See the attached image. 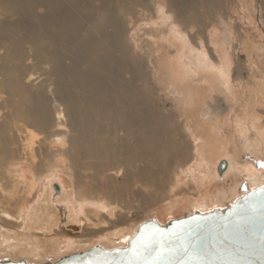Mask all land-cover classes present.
<instances>
[{
    "label": "bare ground",
    "instance_id": "6f19581e",
    "mask_svg": "<svg viewBox=\"0 0 264 264\" xmlns=\"http://www.w3.org/2000/svg\"><path fill=\"white\" fill-rule=\"evenodd\" d=\"M95 1L97 5L87 3L80 7L82 0H0V14L4 15L0 21V259L53 261L96 244L122 247L133 236L138 224L127 223L132 206L123 203L122 193L120 198L115 194L122 191L120 188L114 192L115 186H121L112 181L116 176H103L107 182L96 179L104 171L147 158L157 164L162 149L170 153L171 146L177 144L174 126L159 116L145 91V65H152L162 91L172 93L170 98L180 105L176 118L190 140L191 161L196 159L201 175L206 179L218 177L217 164L226 160L223 173L235 169L250 179L242 194L262 182V168L230 153L222 112L215 111L212 103L217 98L220 105L231 100V86L241 84L249 70L260 72L262 80L258 81L264 85V49L242 59L235 52L232 30L227 32L226 41L215 37L214 48L206 40V28L192 31L193 24L185 25L179 20L182 6L198 3L205 14H210V25H218V12L224 11L225 17L230 14L226 0H127L144 6V12H151L147 16L141 13L146 16L147 28L144 24L137 27L138 22L130 28V45L125 19L114 6L117 0ZM248 16L254 24L255 18ZM234 24L242 25L236 21ZM185 50L196 53L195 68L190 66L191 61L186 63L176 57L175 68L170 70L167 52ZM117 52L137 56L139 61L128 60L127 67L123 55ZM211 59L219 68L209 62ZM32 66L40 67L39 75H43L37 85L33 81L38 75ZM241 66L247 70L241 72ZM128 72L129 76H124ZM172 79L174 84L169 86ZM258 81L254 88L241 85L247 103L255 95L252 107L259 100L264 106V89L260 90ZM204 88L210 91L208 98L201 97ZM252 107V131L243 117L239 118L238 131L242 128L248 133L242 135L245 151H256L252 147L257 143L259 153L264 155V117ZM33 128L39 133H34ZM259 141H263V149ZM171 155L165 162L174 159L175 155ZM173 165L172 161V168ZM181 166L175 167L168 191L193 189V194L198 191L207 196L208 190H198L199 181L192 169ZM87 168L93 173H84ZM63 172L72 189L60 177ZM182 173L186 177L180 182ZM159 174H163L160 169L154 172L146 165L136 171L137 178L146 184L157 181ZM122 175L124 180L130 176ZM54 179L58 184L52 183ZM186 200L181 197L176 208H183V204L187 207ZM223 203L208 206L204 199L194 204L192 211L229 202ZM117 223L120 227H114ZM87 229L95 232L87 233Z\"/></svg>",
    "mask_w": 264,
    "mask_h": 264
},
{
    "label": "rangeland",
    "instance_id": "374dc122",
    "mask_svg": "<svg viewBox=\"0 0 264 264\" xmlns=\"http://www.w3.org/2000/svg\"><path fill=\"white\" fill-rule=\"evenodd\" d=\"M94 1L95 0H82V2L80 3L81 4L80 7H82L84 4H87V3L88 4L92 3V5H94V4L97 5L98 2H96V1L94 2ZM147 1L150 3L149 0H147ZM162 1H164V0H162ZM223 1H225V0H223ZM247 1L250 2L249 5L247 4ZM148 2H146V3L148 4ZM226 3L228 4L227 7H229V8L227 10L226 9L225 10L228 12V14L230 13L229 14L230 16L229 15H228V17L223 16L222 12H224V11L218 12V16L220 18V23L218 25L217 24H212L215 26L210 25V23L212 22V19L209 18L210 14L209 15L205 14V12H204L205 9L203 7H200V5L198 3L189 4L187 6L178 5V6H182L184 8L183 12H179L180 13L179 20L182 21L183 23H185V25L193 24L192 31H196V29L198 31L200 29L202 30V29L206 28V32L204 34H205L207 42L211 43V44L209 43L210 47L215 45L214 39L217 36L223 37L224 41H226L225 36H226L227 32H231V30H232V32L234 33L232 36V43L234 45L235 52L237 50V52H236L238 54L237 56H239V57L242 56V59H245V58L249 59L248 56L252 57L257 50H259L260 48H261L260 50L264 49V0H256V1L253 0V5L255 6V8H254V6L252 7L251 0H246V1H244V0H229V1L226 0ZM246 4L248 6H250V8H248V6ZM114 6L117 9L116 12L120 15V17L125 19V25H126L125 27L127 28L126 40L129 39L130 41L129 40H127V41L130 43H128L127 41L126 42H127V44L130 45L132 43V40L130 39L129 34L131 33L132 29L134 28V26H137V24L139 25L137 27H141L142 26L141 24H144V26L147 28L148 23H147V20H145V18L151 12H144V9H143L144 6L134 5L133 3H130L127 0H117L114 3ZM37 11L40 12L41 10L38 9ZM148 11H150V9ZM178 11H180V10H178ZM82 12L84 13V11H82ZM143 12H144V14L146 13V16H144L145 18L143 16H141V13H143ZM249 14H250V16H253V18H255V19H253L255 21L254 24H253V22H250L251 17L248 16ZM3 16L4 15L0 14V21H3L2 20V19H4ZM199 17H201V20ZM13 18H14V16H11L10 20H12ZM130 19H131V21H130ZM10 20H8V22ZM248 20H250V21H248ZM234 21H236L242 25H240V26L235 25ZM134 24H136V25H134ZM199 24H200V26H199ZM205 25L207 27H204ZM250 25L251 26L253 25L254 27L253 26L250 27ZM148 26H149V24H148ZM131 27H132V29H130ZM243 30H244V32H243ZM246 31H248V32H246ZM248 35H249V37H247ZM244 42L247 43V45ZM142 44H144V43H142ZM246 46H249V47H246ZM213 47L215 48V46H213ZM130 48L132 49L131 46H130ZM249 50H251V51H249ZM252 51H254V53ZM243 52H244V54H243ZM117 54L119 56L123 55L122 52H117ZM125 54L126 53H124V55H123V60L126 63L127 67H129V65H130L129 61L133 63V60L138 59L137 56H136V58H134L133 57L134 55L130 56L129 54H126V55ZM166 55H167V58H169V60H170V62H169V64L171 65L170 70H172V68L173 69L175 68L173 63L176 62V59H177L176 57H181L179 59H182L186 63H188V61H191L190 66L192 68H195V65H193V64H196V53H193L192 51L189 52L188 50H185L184 53L167 52ZM10 60L13 61L12 58H10ZM137 61H139V60H137ZM209 62L213 63V65L215 67L219 68V66L216 64L215 60L211 59V60H209ZM26 63H32L34 65V62L31 60H29V61L27 60ZM151 66L145 65L146 69L144 70V81H143L144 82V88L150 97V101H151L152 105L154 104L153 107H155L156 111L159 113V116H161L163 118H167L168 119L167 122L169 124H171L172 126H174L173 127L175 129L174 138L177 141V144H175L174 146L173 145L171 146V149L169 150L170 153H168L165 149H162L163 155L159 156L160 161H158L157 164H154L155 163L154 161H151L150 159L147 158L146 160L142 161L141 163L136 162V164H134V165H130V166L128 165V166H122V167L117 166L113 170L104 171L96 179V180H99L100 182H107L108 180L105 181V178L103 176L111 174V176H116L112 180V181H114V183L116 182L115 183L116 185L118 184L121 186L122 185L125 186V188H123L121 186L120 187L115 186L114 192H119L118 190L121 188L120 190H122V191L119 193H115V194H117L119 197L120 196L119 194L122 193L121 196H123V197L121 199H122V201L124 200L123 203L129 204L130 206H132V208L129 212L130 213V215L128 217L129 220L127 222L130 225L133 223L139 224L142 220L149 218L151 216L156 217L158 220H163V218L165 220H168L169 218H173V217H177V216L187 214L189 211L192 212V206H194V204H196L198 202H202L204 199L207 202L208 206L213 205L215 203H219V202H221L222 204H224L223 202H225V204H226L227 202H230L233 198H235L236 195L237 196L241 195L242 191H244L249 186L248 182L250 181V179H248V177H245L246 176L245 174H243V173H241L235 169L228 170V171L226 170L227 172L226 173L224 172L225 174L223 173L221 176H219V174L217 173L218 177H215L213 179H211V178L206 179V177L203 176L204 175L203 173L201 175L202 168L198 165V162L196 161V159L194 160L195 162L191 161L193 159H191V152H190L191 143H190V140H189V138L186 137L183 129H181L180 122L178 121L179 119L176 118L178 115L180 105L177 103L176 99L170 98V96H171L170 94H172V93L167 92V94H165L164 91H162L161 87L158 84V81H156V77L153 75L154 71L152 70V68H150ZM248 66H250V64ZM31 69L34 72H36V74L38 75V77L33 81V83L35 85H37L40 82L39 80L43 77V75H39V73H42V72H40L41 69H40V67H37V66H32ZM245 70H247L246 67L241 66L240 71L243 72ZM259 74H260V72L258 73L256 70H253V69L249 70V72L246 74L247 77H245V79H241V82H242V83L240 82L241 84L236 83L237 86H235V87L231 86V89H230V94L232 92V95L230 96L231 100H229V101L225 100V101H223V105H220V104H222V102L220 101V99L217 98V99L213 100L214 103H212L213 104L212 107L215 111H221L222 112V115H221L222 127H223V130L225 131L227 141L229 140L228 141V147L230 149V153L234 154L237 157L239 156V158L245 157L244 158L245 160L249 159V160L254 161L256 163V166L262 168L261 172H264V155L259 153L260 150L257 148V143H253V147H252V148H256L257 149L256 151L251 150V149H246V151H245V148L242 145V142H243L242 135L245 136V135H248V133L245 132L246 130L243 131L242 128L240 130L241 132L238 131L239 118H241V117H243L247 128L250 131H252L251 130L252 129V119H251L252 117L250 114V109L252 107V102H254L255 95L252 94V96L249 97V100H248L249 103H247L245 101V100H247L245 98L246 95L244 96L243 87L241 85L245 86L246 88H249V87L254 88V86H255L254 82L256 83L260 79ZM254 75H256V76H254ZM124 76L128 77L129 72L125 73ZM249 79L252 81H250ZM260 80H262V79H260ZM169 82H170L169 86L174 84L173 79L170 80ZM236 82H239V81H236ZM258 82L261 83L262 81H258ZM261 84L259 87L261 88L260 90L263 91L264 85L262 84V86H261ZM168 89H169V87H168ZM263 94L264 93H262V95ZM208 96H210V91L207 88H204V91H203V94L201 95V97L202 98H205V97L208 98ZM250 99H251V101H250ZM215 104H218V106H214ZM260 104L262 105L261 101L259 100V104L252 107V108L253 109L258 108V112L260 114H262V116L264 117V110H263L264 106L263 105L261 106ZM192 105L194 106L195 103L192 102ZM203 108H205L204 104L201 105V107H199V114L200 115H202L201 111ZM249 130H247V131H249ZM33 131L36 134L39 133V131L36 128H33ZM23 134H24V132H23ZM120 134H121V132H120ZM258 144H260V147L263 149V141H259ZM176 146H177V148H176ZM177 150H179L180 152L178 151L179 152L178 153ZM171 152H173V153L177 152V153L172 154ZM171 154L175 155V156H173L174 159L172 160L174 163L173 168H172V161L165 162L166 159L168 158V156ZM46 161H48V160H46ZM219 162L217 164V168H218ZM191 163H192V165H191ZM160 164H161V166H160ZM184 164H185L186 170L192 169L194 178H197L196 180L199 181V184H198L199 189L198 190L199 191H203V190L207 191L208 190L207 196H206V194L202 196L200 194V192H198V191H196L197 192L196 194H193L194 193L193 189H187V191L180 190L179 192H177L178 191L177 189H176V192H174L173 190L168 191V182H169V180L172 181V175L174 173L175 167L176 166L178 167L181 165L184 166ZM143 165L148 166V170H151L154 172L160 169L163 174H159V176H158L159 179L157 181H155L154 183L153 182H147V184H146V183H144V181L139 180L137 178V175H136V171L140 167H144ZM166 166L168 168H166ZM182 166H181V168H182ZM193 168H194V170H193ZM116 169H118V170L116 171ZM126 169H129V170H126ZM182 169H184V167ZM83 172L86 174L87 173L92 174L93 170L87 168V169L83 170ZM122 173H124V174L127 173L130 175V176L128 175L129 176V178H127L128 180L127 179L124 180ZM182 174H184V173H182ZM60 177L63 178L64 181L67 183V188L72 189V186L68 185L69 179H68L66 173H64V172L60 173ZM185 177H186L185 174L180 176V178H179L180 182L183 181ZM201 179H203V181H201ZM85 180L87 181L88 179L85 178ZM192 182H194V181L192 180ZM52 183L58 184V180L54 179L52 181ZM110 186H111L110 190H113V188H112L113 186L112 185H110ZM176 195H178V196H176ZM99 196H101V195H99ZM183 196H185L187 198L186 201L188 202L189 207L187 206L188 207L187 208L183 204V208L182 207L176 208L177 203L180 201V198ZM198 197H199V199H198ZM222 206H224V205H222ZM119 225L120 224L117 223L114 225V227L115 226L120 227ZM72 231H75V230H72ZM90 231H91L90 229H87L86 232L87 233H91V232L94 233L95 232V231H91V232ZM84 239L86 240V238H84ZM103 243H105V242H103Z\"/></svg>",
    "mask_w": 264,
    "mask_h": 264
},
{
    "label": "water",
    "instance_id": "95a60500",
    "mask_svg": "<svg viewBox=\"0 0 264 264\" xmlns=\"http://www.w3.org/2000/svg\"><path fill=\"white\" fill-rule=\"evenodd\" d=\"M205 109L203 110V112ZM227 166L220 160L217 171L221 175ZM56 192L59 191L55 184ZM154 232L163 235L165 251L159 241L153 243L151 255L137 258L132 252L140 236ZM188 246L190 251L183 252ZM196 249L193 254L191 249ZM264 249V176L262 182L233 198L225 206L209 210H194L173 217L164 223L151 216L142 220L135 233L122 247L104 248L96 244L78 249L53 261L30 263L24 259H0V264H143L144 260H158L159 264H262Z\"/></svg>",
    "mask_w": 264,
    "mask_h": 264
},
{
    "label": "snow or ice",
    "instance_id": "6c2138e0",
    "mask_svg": "<svg viewBox=\"0 0 264 264\" xmlns=\"http://www.w3.org/2000/svg\"><path fill=\"white\" fill-rule=\"evenodd\" d=\"M159 241L161 243V251L157 252V257L161 256L163 251H165L163 244V235L158 232H154L147 236H140L137 238V241L134 243L132 252L135 257L140 258L142 256L151 255L154 251L153 243ZM190 251L188 246L183 247V252L188 253ZM193 254H196V249H191ZM262 257H264V249H262ZM129 264H133V262H129ZM143 264H159L158 260H144ZM179 264H189L186 261H180ZM198 264V262H196ZM262 264H264V259H262Z\"/></svg>",
    "mask_w": 264,
    "mask_h": 264
}]
</instances>
